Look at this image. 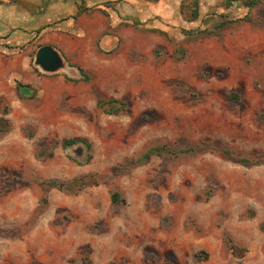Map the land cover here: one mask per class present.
<instances>
[{"label":"rangeland","instance_id":"rangeland-1","mask_svg":"<svg viewBox=\"0 0 264 264\" xmlns=\"http://www.w3.org/2000/svg\"><path fill=\"white\" fill-rule=\"evenodd\" d=\"M137 1L110 50L60 33L77 75L0 53V264H264V0Z\"/></svg>","mask_w":264,"mask_h":264},{"label":"crops","instance_id":"crops-1","mask_svg":"<svg viewBox=\"0 0 264 264\" xmlns=\"http://www.w3.org/2000/svg\"><path fill=\"white\" fill-rule=\"evenodd\" d=\"M84 1L82 6L78 0H0V53L15 52L21 46L27 48L46 39L42 44L55 46L63 56H69L70 49L64 46L60 35L65 30L76 34L83 43L86 40L101 44L102 39L113 35L105 31L108 26L116 28V12L102 6L101 2L107 0ZM131 1L130 5L138 2ZM101 10H105L107 25L101 24ZM90 23L93 29H89Z\"/></svg>","mask_w":264,"mask_h":264},{"label":"trees","instance_id":"trees-1","mask_svg":"<svg viewBox=\"0 0 264 264\" xmlns=\"http://www.w3.org/2000/svg\"><path fill=\"white\" fill-rule=\"evenodd\" d=\"M230 2H233L234 0H229ZM82 3H85L84 0H82ZM198 4V3H196ZM245 5L247 7H252L254 5H256V1L255 0H251L249 2H246ZM87 11V9H83L82 10ZM193 20H197L199 18V7L197 6L193 11ZM192 20V21H193ZM232 20H228V21H222L219 25V27H224L229 23H232ZM203 34V33H202ZM29 87V86H27ZM233 99H236L237 96L232 95ZM109 104H115V103H119L121 104V107H124V103L117 101V100H110L108 102ZM121 109V108H116V110ZM4 116H2L0 118V133L3 134L5 132L8 131V125H9V121L8 119L5 117V115L8 113V108L6 107L4 109ZM81 144L83 145L88 151L91 149V144L88 143L85 139H67L64 143L65 146H74V145H78ZM194 148L193 147H189V148H185V149H181L180 151H175L173 152L174 155H179V154H184L190 151H193ZM170 150L167 148V146H157V147H153L151 149H149L147 152H145L142 157L138 160L140 163H146L148 161H150V159L153 156H157V157H161L165 154V152H169ZM91 160V156H88L87 161ZM242 162L248 163L250 160L243 158L241 160ZM43 185L49 187V188H54L57 189L59 191H65L68 193H72V194H78L79 191H81L82 189H84L86 186H88V184L84 183L82 179L80 178H76L73 179L71 181H61V180H57V179H53V180H48V181H44ZM94 185V184H93ZM123 200L120 199L119 195L117 193H115L112 196V203L114 204H118L120 202H122ZM233 247V246H232Z\"/></svg>","mask_w":264,"mask_h":264},{"label":"water","instance_id":"water-1","mask_svg":"<svg viewBox=\"0 0 264 264\" xmlns=\"http://www.w3.org/2000/svg\"><path fill=\"white\" fill-rule=\"evenodd\" d=\"M116 44V36L109 35L102 39L100 46L104 50H110L114 48ZM34 64L46 74L67 72L71 75H77L80 73L79 68L68 67V62L65 60L63 54L51 45H42L37 49L34 57ZM76 149H80L81 152L79 157L83 158L87 149L81 144L76 145V148L73 149V151Z\"/></svg>","mask_w":264,"mask_h":264}]
</instances>
